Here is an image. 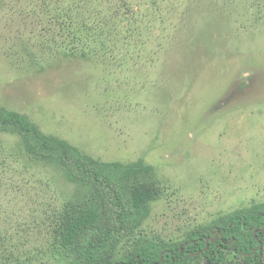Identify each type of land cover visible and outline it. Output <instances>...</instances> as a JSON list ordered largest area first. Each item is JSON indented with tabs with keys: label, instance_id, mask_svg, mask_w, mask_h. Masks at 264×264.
<instances>
[{
	"label": "rangeland",
	"instance_id": "374dc122",
	"mask_svg": "<svg viewBox=\"0 0 264 264\" xmlns=\"http://www.w3.org/2000/svg\"><path fill=\"white\" fill-rule=\"evenodd\" d=\"M114 12L142 43L110 45ZM0 108L102 162L153 167L160 197L115 259L139 237L179 241L264 203V0H0ZM1 160V239L18 264H59L55 213L75 188Z\"/></svg>",
	"mask_w": 264,
	"mask_h": 264
},
{
	"label": "trees",
	"instance_id": "16d2710c",
	"mask_svg": "<svg viewBox=\"0 0 264 264\" xmlns=\"http://www.w3.org/2000/svg\"><path fill=\"white\" fill-rule=\"evenodd\" d=\"M131 11L128 7L127 14ZM54 15L59 17L57 8ZM118 16L113 13L110 45H135V39L142 43L129 26L116 30ZM70 39L74 43L76 34ZM86 40H91L87 34L83 42ZM86 47L89 44L82 49V57L87 55ZM0 134L13 136L17 145L8 153L0 147L1 163L10 160L21 165L26 170L19 171L21 174L50 170L75 188L76 199L68 198L55 213L48 253L59 264H202L205 258L218 264H264V203L191 229L179 241L139 237L115 259L116 251L134 235L147 218L151 203L160 197L153 167L142 160L102 162L61 138L42 133L26 116L4 108H0ZM216 236L219 238L205 250V240ZM14 249L17 251L0 234V264L21 261Z\"/></svg>",
	"mask_w": 264,
	"mask_h": 264
},
{
	"label": "flooded vegetation",
	"instance_id": "af4514ba",
	"mask_svg": "<svg viewBox=\"0 0 264 264\" xmlns=\"http://www.w3.org/2000/svg\"><path fill=\"white\" fill-rule=\"evenodd\" d=\"M218 238H219V237H218ZM218 238H217V239H218ZM209 239H210V238H209ZM212 239H213V238H212ZM210 240H211V239H210ZM210 240H209V242H211ZM209 242H208V243H209ZM205 244H206V242H205ZM207 245H208V244H206V248H205V250H207ZM205 250H204V251H205ZM201 253H202V252H201ZM212 255H213V253L210 254V256H212ZM208 263H209V264H215V263H217V262H211L210 260H207V259L205 258V259L203 260V264H208ZM217 264H218V263H217Z\"/></svg>",
	"mask_w": 264,
	"mask_h": 264
},
{
	"label": "water",
	"instance_id": "95a60500",
	"mask_svg": "<svg viewBox=\"0 0 264 264\" xmlns=\"http://www.w3.org/2000/svg\"><path fill=\"white\" fill-rule=\"evenodd\" d=\"M217 238H218V236H216V237H214L213 239H209V238H207L206 240H205V242H206V244H208V242H209V240L212 242V243H214L216 240H217ZM209 264V263H208ZM215 264H217V263H215Z\"/></svg>",
	"mask_w": 264,
	"mask_h": 264
}]
</instances>
